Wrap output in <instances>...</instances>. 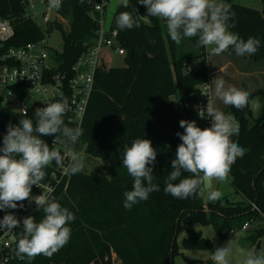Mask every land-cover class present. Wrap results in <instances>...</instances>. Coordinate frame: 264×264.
I'll list each match as a JSON object with an SVG mask.
<instances>
[{"label": "trees", "instance_id": "1", "mask_svg": "<svg viewBox=\"0 0 264 264\" xmlns=\"http://www.w3.org/2000/svg\"><path fill=\"white\" fill-rule=\"evenodd\" d=\"M23 0H0V18L11 19L14 37L11 45L36 42L43 38L38 24L24 18ZM261 9L255 10L225 0L234 14L230 31L239 38L252 37L261 42L254 56H244L251 62L264 61V0ZM128 11L137 19L138 27L119 30L115 17ZM57 13L63 17L68 28L58 26L62 34V48L55 52L59 70L70 73L72 65L86 46L90 45L97 30L92 20L90 7L85 0H64ZM147 17V22L143 20ZM118 32L117 40L125 50L124 65L99 69L85 115L80 127L84 134L76 141L79 152L106 163L103 173L84 171L57 182L52 172L57 166L53 161L45 168L42 186H53L52 195L62 206L75 215L68 225L71 237L68 243L51 257L36 255L23 257L11 264H112L115 255L120 264H172V257L179 246L176 239L182 226L185 237L182 248L201 249L209 247V241L191 225L212 224L221 237L231 231L227 220L237 218L238 226L254 220L257 224L254 235L264 234V88L248 93L243 86L238 89L249 96L242 110L230 106L224 110L235 117L239 134L233 142L244 150L231 165L230 184L241 196L237 202L227 198L215 203L202 202V185L197 193L187 199H176L165 194V180L171 169V159L181 143L176 133L183 132L179 121L195 120L197 125L208 127L201 120L194 106L204 101L201 86L208 82L209 69L205 47L197 46V37L183 38L177 45L167 35L165 22L146 15V7L137 0H129L127 8L117 5L110 23ZM186 50V51H183ZM179 51H182L179 53ZM229 53L231 50L227 51ZM186 65L192 70L187 72ZM160 96L155 99V93ZM254 95L262 98L260 114L250 121V102ZM162 98V101H160ZM164 102V103H163ZM21 118L33 115L18 114L2 106L0 100V143L7 125L18 124ZM69 122L68 114L64 116ZM149 139L157 151L153 167V182L160 187L159 192L149 194L129 211L123 207V193L130 190L132 178L121 165L119 153L132 139ZM50 149L63 154L65 146L60 138L41 137ZM57 140L53 144V140ZM190 174L184 173V176ZM183 178V177H182ZM42 193V188L31 189V196ZM28 202L23 201L25 205ZM18 204L20 202H17ZM255 206L256 208H253ZM20 207L7 209L17 216ZM207 210V211H206ZM6 214L0 211V218ZM209 216V217H208ZM37 221L43 217L38 209L33 216ZM224 228V229H223ZM22 228L17 229L18 238Z\"/></svg>", "mask_w": 264, "mask_h": 264}, {"label": "clouds", "instance_id": "2", "mask_svg": "<svg viewBox=\"0 0 264 264\" xmlns=\"http://www.w3.org/2000/svg\"><path fill=\"white\" fill-rule=\"evenodd\" d=\"M50 6L59 8L61 0H49ZM146 7V15L165 22L168 37L177 45L183 38L197 37V46L210 48L215 55L231 50L236 56H254L261 42L249 37L239 38L230 31L234 14L227 5L216 0H137ZM127 8L129 0H120ZM119 30L138 27L137 19L124 11L115 17ZM188 69V68H187ZM190 69H188V72ZM214 97L224 106L237 110L245 108L249 96L235 87L225 88L223 79H213ZM201 95L208 97L207 91ZM10 95V93H9ZM69 100L47 101L46 106L37 108L33 118H21L16 125L9 123L0 143V211L6 214L0 218V231H11L22 227V233L16 243V255L19 258H32L36 255L51 257L65 246L71 237L68 226L75 215L62 206L52 195V190L30 196L33 186L41 188L45 179V168L53 161L61 167L63 173L72 176L83 171L85 166L82 153L61 151L49 147L41 137H59L65 146L73 144L84 134L79 127H70L64 121L69 110ZM201 118L210 119L209 127H200L195 120L179 121L183 132H177L181 143L178 144L174 158L171 159L170 173L165 180L164 193L176 199L194 196L198 189L210 185L212 180L223 181L229 174L231 165L244 150L233 140L239 134V126L229 114L219 110L211 98H207L206 107L199 110ZM24 116L27 117L26 113ZM121 165L132 178L130 190L123 193V207L131 210L149 194L159 192L160 187L153 182V167L157 151L149 139L137 137L125 145L119 153ZM68 159L69 163L64 164ZM184 173L190 174L184 176ZM183 177V178H182ZM219 191L207 195L209 201H217ZM34 202L43 217L36 220L27 216L21 220L7 209L23 208V201ZM17 202H20L19 204ZM215 233L206 238L212 240ZM230 249L218 247L211 254L213 264H230ZM242 264H264V254L247 253Z\"/></svg>", "mask_w": 264, "mask_h": 264}, {"label": "built area", "instance_id": "3", "mask_svg": "<svg viewBox=\"0 0 264 264\" xmlns=\"http://www.w3.org/2000/svg\"><path fill=\"white\" fill-rule=\"evenodd\" d=\"M63 1L61 0V4ZM85 3L90 7L89 15L96 22L97 30L91 44L86 46L85 51L72 65L70 73L58 69L59 63L55 57V52H50L46 47V37L49 36L50 31L53 28L59 31V25L65 29L63 24H68L57 13L58 8L50 6L49 0L22 1L24 18L38 24L37 21L41 17L46 24V37L43 34V38L36 42H27L17 46L9 44L15 34L12 20L0 18V100L3 107L21 115L26 113V115L34 116V111L46 106L47 101L66 97L70 105L67 111L68 120L80 127L93 91L96 72L99 69L109 67L108 58L111 55L121 57L125 55V50L117 40V30L112 29L111 26L105 27L107 26L105 21L110 0H85ZM51 13L55 16L50 17ZM143 20L147 22V17H143ZM187 68L192 70L191 65L185 66V70L188 72ZM201 91H207L208 97L204 96V101L194 106L197 114L200 109L206 107L207 98L212 99L209 80L201 86ZM230 116L237 124L235 117ZM199 118L208 127L210 126V119L200 116ZM56 142L57 140L54 139L53 144ZM57 145L64 152L75 151L80 153L76 142L68 147ZM68 163V159H65L64 164L67 165ZM52 176L57 182L69 177L58 166L55 167ZM41 188L42 191L48 189L53 191V186L50 185H41ZM253 208L256 207L253 206ZM36 210L37 206L34 202H27L17 214V218L22 223L24 217L33 216ZM261 223L264 224V219ZM256 224L254 220H249L240 229L244 231L252 225L256 226ZM17 229L19 227L11 231H0V264H11L22 259L17 257L15 252L16 243L19 239L16 234Z\"/></svg>", "mask_w": 264, "mask_h": 264}, {"label": "rangeland", "instance_id": "4", "mask_svg": "<svg viewBox=\"0 0 264 264\" xmlns=\"http://www.w3.org/2000/svg\"><path fill=\"white\" fill-rule=\"evenodd\" d=\"M216 3L223 4L222 0H216ZM232 4L241 5L244 7L252 8L255 10L261 9L260 0H231ZM120 4V0H110V4L107 8L106 14V28L110 26L112 16L115 12L117 5ZM39 9V8H38ZM53 13L50 14V17H54ZM38 26L40 27L41 32L46 37V24L43 22L41 17L38 19ZM65 30L68 28V24H63ZM46 47L50 52L60 51L62 48V34L58 31V29L53 28L50 31L48 37H46ZM207 53V61H208V69H209V82L215 78L223 79L225 82V88L235 87L239 88L243 86L245 91L250 93L256 92L259 87L264 88V81L259 80V73H252L254 71L255 66L258 67V62H251L246 57L236 56L234 53L224 52L220 55H215L211 52L210 48H205ZM186 51V50H183ZM182 51H179L181 53ZM250 62V63H248ZM109 67H119L124 65V59L118 55H111L108 58ZM264 66V61L262 63ZM240 71V72H238ZM259 71V70H257ZM211 86V94L212 99L215 106L224 112L227 106H224L218 99L214 97V84H210ZM160 94L158 92L155 93V99L158 98ZM162 101V98L161 100ZM164 103V102H163ZM262 106V98L259 95H254L251 98L250 102V111L251 115L249 117L250 121L257 118L260 114ZM226 113V112H225ZM83 154V153H82ZM84 156L85 166L83 171L85 173L90 172H98L103 173L106 168V163L102 160L94 157ZM231 175L223 180H212L210 186L208 188L204 187L201 198L204 204L207 203H215L207 199V195L211 191H219L221 193L222 198H227L229 201L237 202L241 200V196L237 194L232 185L230 184ZM31 196V194H30ZM209 217V216H208ZM239 219L234 218L226 221V224L231 228L232 232H227L224 237H221L219 233L215 230L212 224H200L193 223L191 227L200 231L202 237L209 241V247L201 248V249H191V248H182L181 241L185 237V227L182 226L181 230L178 233L176 242L179 246V249L176 253H174L172 257V264H213L210 259L211 254L218 247L226 246L230 249L229 261L230 264H242V261L247 253H260L264 254V234L259 238H256L254 235L255 226H250L247 230H241L238 226ZM224 229V228H223ZM215 233V236L212 240L206 238V236ZM112 264H120L118 258L113 255L112 256Z\"/></svg>", "mask_w": 264, "mask_h": 264}, {"label": "crops", "instance_id": "5", "mask_svg": "<svg viewBox=\"0 0 264 264\" xmlns=\"http://www.w3.org/2000/svg\"><path fill=\"white\" fill-rule=\"evenodd\" d=\"M248 63H250V62H248ZM262 63H263V61H260L258 67L255 66L254 71L252 72L253 74L257 73V72L259 73V80L260 81H264V66L262 65ZM257 70H259V71H257ZM238 72H240V71H238ZM259 88H262V87H259Z\"/></svg>", "mask_w": 264, "mask_h": 264}, {"label": "water", "instance_id": "6", "mask_svg": "<svg viewBox=\"0 0 264 264\" xmlns=\"http://www.w3.org/2000/svg\"><path fill=\"white\" fill-rule=\"evenodd\" d=\"M210 185H206V186H204L205 188H208ZM207 211V210H206ZM170 262H171V259H170Z\"/></svg>", "mask_w": 264, "mask_h": 264}]
</instances>
